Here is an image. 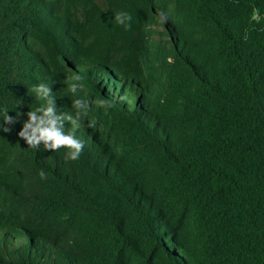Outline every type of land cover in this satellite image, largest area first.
<instances>
[{
  "label": "trees",
  "instance_id": "16d2710c",
  "mask_svg": "<svg viewBox=\"0 0 264 264\" xmlns=\"http://www.w3.org/2000/svg\"><path fill=\"white\" fill-rule=\"evenodd\" d=\"M39 83L114 106L76 161L0 129V264H264V0H0V112Z\"/></svg>",
  "mask_w": 264,
  "mask_h": 264
},
{
  "label": "clouds",
  "instance_id": "9594fccd",
  "mask_svg": "<svg viewBox=\"0 0 264 264\" xmlns=\"http://www.w3.org/2000/svg\"><path fill=\"white\" fill-rule=\"evenodd\" d=\"M114 19L119 25L124 26L126 30L130 29L129 21H131V16L128 13H116ZM158 19L160 23H167L168 21L166 13L162 11L158 13ZM251 19L259 21L260 11L258 8H253ZM81 81L82 77L78 74L71 77L68 87L73 96L84 90V85ZM31 91L45 103L35 109H30L27 113L17 112L16 116H10L7 110H3L0 112V119L4 123L0 124V129L4 132H10L11 128L4 127V125H13L17 122L20 115H26L27 119L23 121L21 129L17 133L18 137L30 148L40 149L42 145L43 150L51 152L65 149V160L67 161L78 160L83 152L84 141L76 136V131L87 116L92 103L96 107L104 108L105 110L114 106L113 101L107 98L89 102L87 98L77 97L71 101L72 112L59 113L55 105V96L48 84H36ZM65 122L70 123L68 131H65ZM88 127H95V121H89ZM38 175L41 179H46L43 169L40 170Z\"/></svg>",
  "mask_w": 264,
  "mask_h": 264
}]
</instances>
